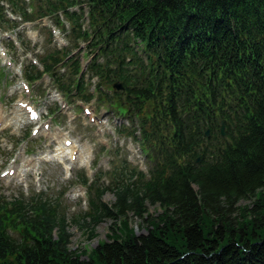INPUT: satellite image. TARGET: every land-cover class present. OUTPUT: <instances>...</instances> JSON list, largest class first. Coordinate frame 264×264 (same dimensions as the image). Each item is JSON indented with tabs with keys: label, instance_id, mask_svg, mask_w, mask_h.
<instances>
[{
	"label": "trees",
	"instance_id": "trees-1",
	"mask_svg": "<svg viewBox=\"0 0 264 264\" xmlns=\"http://www.w3.org/2000/svg\"><path fill=\"white\" fill-rule=\"evenodd\" d=\"M6 9L63 30L66 20L71 45L46 50L24 77L46 73L66 97L113 106L130 124L118 132L151 164L123 161L109 186L82 175L88 210L73 220L90 234L119 221L89 251L70 249L57 201L0 195V264H264V0H0L1 26ZM79 40L91 56L81 74Z\"/></svg>",
	"mask_w": 264,
	"mask_h": 264
},
{
	"label": "rangeland",
	"instance_id": "rangeland-1",
	"mask_svg": "<svg viewBox=\"0 0 264 264\" xmlns=\"http://www.w3.org/2000/svg\"><path fill=\"white\" fill-rule=\"evenodd\" d=\"M7 14L11 19L4 26L0 25V51H5V55L0 54V195L12 199L20 195L29 198L42 193L51 201H57L66 216L70 249L89 251L99 241L108 240L106 235L111 232L110 226L114 222L119 224V221L104 219L95 225L90 234L86 224L73 220L88 210L86 188L80 183L82 175L93 180L96 186H109L111 171L122 166L123 161L126 167H135L146 173L151 162L138 142L118 132V129L123 128L129 130L130 124L105 101H98L96 96L90 101H83L77 96L66 97L50 75H44L36 81L26 80L30 91L25 92L26 89L18 84L24 79V68L33 59L38 60V56L49 48H60L63 44L51 32L52 21L45 22L39 18L22 23L14 17L17 15L12 16L9 9L5 12L6 18ZM85 15L86 8L81 21L82 29H88ZM65 26L61 35L65 40L64 45L69 46L70 27L67 22ZM78 42L79 47L71 55L81 48L80 59L85 71L91 58L87 55L88 42ZM86 75L84 81L87 80ZM96 81V77L87 80L85 90L93 92ZM57 95L60 97L59 102L55 98ZM20 100L35 105L41 113L40 120L30 121L24 113L20 114L16 105ZM83 107H87L91 113L85 114ZM43 124L50 126L48 132L40 131ZM35 127L38 132L33 134ZM65 138L72 140L75 157L70 156L69 146L63 144ZM60 146H64L66 151L60 153L57 150ZM24 158L32 159L29 166L24 163ZM10 167L15 172L2 175ZM102 199L111 203L115 196L108 190ZM147 208L153 216L160 212L159 207L148 205ZM128 221L135 233L145 231L139 225L140 219L132 214L128 215Z\"/></svg>",
	"mask_w": 264,
	"mask_h": 264
},
{
	"label": "water",
	"instance_id": "water-1",
	"mask_svg": "<svg viewBox=\"0 0 264 264\" xmlns=\"http://www.w3.org/2000/svg\"><path fill=\"white\" fill-rule=\"evenodd\" d=\"M113 88L116 89V90H121V89H123L122 84L119 83V82H115V83H113ZM220 131H221V135H225V133H224V123H223V121H221ZM205 135H206V136L209 135V130H206ZM197 160H198V159H197Z\"/></svg>",
	"mask_w": 264,
	"mask_h": 264
},
{
	"label": "bare ground",
	"instance_id": "bare-ground-1",
	"mask_svg": "<svg viewBox=\"0 0 264 264\" xmlns=\"http://www.w3.org/2000/svg\"><path fill=\"white\" fill-rule=\"evenodd\" d=\"M20 111H21V110L18 109V112L21 114ZM69 148H70L71 153H72L73 150H74V146H73V144H72ZM58 149H59L60 151H59ZM57 150H58L60 153H61V152L63 153L64 150L66 151V148H64V146H63V148H61V146H60V147L57 148ZM24 162H25L26 165H30L31 162H32V159H31V158H26V159L24 158ZM11 168H12V167H10L9 169H11Z\"/></svg>",
	"mask_w": 264,
	"mask_h": 264
}]
</instances>
